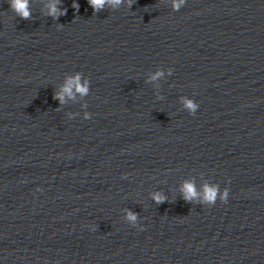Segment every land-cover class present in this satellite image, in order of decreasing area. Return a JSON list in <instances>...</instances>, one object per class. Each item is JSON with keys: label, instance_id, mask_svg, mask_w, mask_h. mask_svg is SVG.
Instances as JSON below:
<instances>
[{"label": "water", "instance_id": "95a60500", "mask_svg": "<svg viewBox=\"0 0 264 264\" xmlns=\"http://www.w3.org/2000/svg\"><path fill=\"white\" fill-rule=\"evenodd\" d=\"M77 2L0 0V264H264V0ZM205 180L226 203L182 198Z\"/></svg>", "mask_w": 264, "mask_h": 264}, {"label": "clouds", "instance_id": "9594fccd", "mask_svg": "<svg viewBox=\"0 0 264 264\" xmlns=\"http://www.w3.org/2000/svg\"><path fill=\"white\" fill-rule=\"evenodd\" d=\"M35 0H8L10 10L16 17H20L24 20H30L33 16V3ZM43 4L41 8V14L47 17H51L54 21L58 20L61 16L67 14V8L63 7V0H40ZM134 0H87L88 5L92 8L93 13H99L106 8L116 11L122 6L126 5L128 8L132 7ZM171 8L174 12H178L182 9L187 0H168ZM79 3L77 0H73L72 8L77 12L79 11ZM62 26V25H58ZM171 70L167 72L158 70L149 76V82L155 83L166 76H171ZM158 86V85H157ZM91 82L88 78L84 77L82 73L76 72L71 77L66 79V83L60 87V89L54 94V99L58 100L61 105L67 102V99L76 100L77 93L79 99L83 100L90 94ZM75 90V91H74ZM182 107L190 114L195 115L199 109L198 103L188 97L181 98ZM83 108H87V104L82 105ZM76 114H69V118H72ZM91 114L87 111L84 112V119H90ZM202 192H198L195 181H185L180 188L182 198L189 203L195 202L200 205H214L219 199L222 202H227L229 197V190L225 188L221 191L218 184L209 183L205 180L203 183ZM152 200L156 204H162L168 200V197L160 192L152 194ZM124 220L131 226H136L139 220L137 213H134L130 209L124 210Z\"/></svg>", "mask_w": 264, "mask_h": 264}]
</instances>
